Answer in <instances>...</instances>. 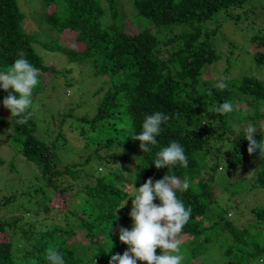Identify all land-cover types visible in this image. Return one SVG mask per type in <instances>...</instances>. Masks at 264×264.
Here are the masks:
<instances>
[{
    "label": "trees",
    "instance_id": "16d2710c",
    "mask_svg": "<svg viewBox=\"0 0 264 264\" xmlns=\"http://www.w3.org/2000/svg\"><path fill=\"white\" fill-rule=\"evenodd\" d=\"M43 1L52 10L44 24L57 32L47 41L53 44L24 31L18 0H0V71L9 70L21 50L39 69L27 124H17L3 106L12 89H0V130L12 132L13 147L37 172L16 179L22 192H7L0 200V264H49L50 248L63 256L65 264L105 263L97 247L110 251L112 239L119 237L113 233L117 224L129 221L120 207L131 201V192L138 194L135 188L149 177L155 182L165 174L190 180L187 191H175L191 208L178 237L189 238L193 261L198 262L225 235L230 243L221 245L223 264H264V201L246 206L252 222L236 224L227 216L228 203L219 204L217 190L234 196L255 191L264 197V157L259 150L249 155L244 139L249 124L257 128V140L264 135V80L226 78L224 90L215 87L219 80H207L210 68L221 61L212 45L220 26L210 23L220 12L239 19L234 12L243 9L246 0H124L126 18L115 0ZM132 18L144 23L143 28L129 25ZM65 42L81 45L68 47ZM248 52L257 66L264 65V35L251 38ZM55 53L66 55L74 65L90 67L96 77H105L95 92L99 98L91 106L92 114L76 116L70 109L60 119L77 133L76 144L83 153L79 163L61 165L57 152L66 145L61 128L53 139L54 131L38 136L32 116L38 91L59 77L73 79L71 70L57 72L46 65V58ZM225 101L237 110L234 117L233 111L214 110ZM239 103L245 107L235 109ZM157 111L169 120L161 125L157 145L142 153L140 142L129 136L138 135L145 116ZM171 140L183 146L187 167L178 162L174 168L156 169L152 162L156 152ZM100 166L105 168L103 174L97 172ZM10 170L14 171L13 165ZM241 173L243 178L235 180ZM17 202L20 208L7 209ZM76 232L89 243L76 240Z\"/></svg>",
    "mask_w": 264,
    "mask_h": 264
},
{
    "label": "rangeland",
    "instance_id": "374dc122",
    "mask_svg": "<svg viewBox=\"0 0 264 264\" xmlns=\"http://www.w3.org/2000/svg\"><path fill=\"white\" fill-rule=\"evenodd\" d=\"M119 6V11L121 16L126 18V3L124 0H115ZM18 5L20 12L24 15L23 29L28 34H33L36 39H39L44 44L47 41L57 35L56 31L49 29L44 23L46 13H50L52 10L46 9L43 0H18ZM234 13L240 16L239 19L230 18L225 16L223 12L216 15L214 20L210 23V26H220V31L217 37L212 41V45L216 49L217 54L221 56V61L210 68L208 73L209 82L218 80V77H225L240 81L244 76L258 77L260 80H264V65L257 66L248 52V44L251 38L257 34L264 35V0H246L243 9L237 10ZM129 25L136 26L137 28H143L144 23H139L137 18H132ZM69 32V31H67ZM69 36V34H65ZM73 37V36H72ZM74 40V37H73ZM66 46L74 47L75 43L67 44ZM81 44H76L80 46ZM47 66H50L53 70L57 72H64L71 70L73 79L64 80L62 77L58 78L56 82H49L45 85L43 91H38L36 95L33 96V109L32 116H34L35 121L38 126V136H42L46 133H51V139L57 136L59 128H61L62 146L58 152V159L61 165L79 163L81 162L82 151L78 149L76 144L77 133H72L73 129L67 124L62 125L60 123L61 116L69 113L72 109L76 116H81L85 113H91V106L95 104L99 96L95 95L98 87L102 86V82L105 79L104 76L96 77L93 70L84 68L81 64H72L69 62L66 55L60 53H55L50 55V57L45 61ZM229 68V72L225 73V69ZM245 107L244 103H239L235 106V109ZM237 114V110L233 111L231 117ZM233 127L235 129L239 128V122L237 119H233ZM12 132L10 130L1 129L0 130V200L7 197V192L21 193L22 190L17 184L16 179H20V176L27 177L35 175L36 169L34 165L27 163L16 151L11 143ZM66 141V142H65ZM13 165L14 171H11V166ZM88 171V169H86ZM99 174H103L105 168L100 166L97 169ZM222 172V171H220ZM244 173H241L238 177L243 178ZM250 175H248L249 177ZM223 182V181H222ZM221 182V183H222ZM219 193L218 199L220 205H225L228 203L231 207L229 214L227 215L229 219H232L236 224H243L247 222H252L254 217L250 212V208L246 206L262 205L264 197L256 196V192H245L243 196H234L231 193H227L225 189L217 188ZM12 195L9 194V196ZM132 198L136 196L134 192H131ZM242 199V201H241ZM241 202V204L238 203ZM19 202L16 204H10L7 209L10 211L14 207L20 208L18 206ZM132 204L131 201H127L122 207V212L127 213L129 221L125 225H118L113 231L114 234L119 233V228L124 227L131 230L132 220L129 216ZM233 208V210H232ZM0 208V217L3 215ZM10 214V213H8ZM228 237V235H227ZM181 240V250L184 255V259L181 264H223V254L224 250L221 245L227 246L230 243L225 235H222L218 241L216 247L210 249L208 247L207 252L199 257L198 262L191 259L190 245L187 238L178 237ZM76 240L84 241L86 244L89 243L86 239L84 240L83 234L81 232H76ZM112 249L110 251H103L105 248L97 247L98 253H103L105 256V263L108 264V260L112 255L123 254L124 251L129 247L119 241V237L116 236L112 239ZM93 249H96L93 247ZM160 254V251L158 252ZM107 258V259H106ZM193 261V262H192ZM99 264L98 262H96ZM137 264H146L143 261H137Z\"/></svg>",
    "mask_w": 264,
    "mask_h": 264
},
{
    "label": "clouds",
    "instance_id": "9594fccd",
    "mask_svg": "<svg viewBox=\"0 0 264 264\" xmlns=\"http://www.w3.org/2000/svg\"><path fill=\"white\" fill-rule=\"evenodd\" d=\"M17 56L9 70L0 71V89H12L3 99V106L9 110L10 116L17 118V124L25 125L30 117L27 110L31 105L33 88L38 83L39 69L26 59L24 51H18ZM218 80L215 85L217 89L224 90L228 87L225 77H218ZM13 93L18 94V97ZM214 110L220 114H228L234 110V106L225 101ZM168 120L169 116L160 111L146 115L141 126L142 131L129 137L140 142L139 149L142 153L151 152L152 146L158 143L157 137L163 131L161 125ZM244 131L247 153L252 155L259 150L260 157H264V135L257 140V128L251 124ZM152 162L156 169L174 168L178 162L185 168L188 165L185 150L176 140H171L166 147L157 151ZM135 179L136 176L133 185ZM189 186L188 177L181 181L175 175L165 174L155 182L149 177L139 188H135L138 194L131 199L132 207L129 212L132 220L131 230L119 228V241L129 247L123 254L112 255L108 264H137V261L146 264H181L184 255L178 236L189 221L191 208H186L183 200L177 197L175 189L183 192L187 191ZM154 200H159L160 203L154 204ZM158 248L161 250L160 254H156ZM47 259L49 264H65L63 256L52 248L47 250Z\"/></svg>",
    "mask_w": 264,
    "mask_h": 264
}]
</instances>
